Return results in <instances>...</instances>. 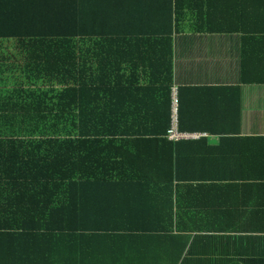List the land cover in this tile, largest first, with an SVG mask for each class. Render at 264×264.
Instances as JSON below:
<instances>
[{
	"label": "crops",
	"instance_id": "obj_1",
	"mask_svg": "<svg viewBox=\"0 0 264 264\" xmlns=\"http://www.w3.org/2000/svg\"><path fill=\"white\" fill-rule=\"evenodd\" d=\"M101 5L103 27L136 34L104 41L100 57H112L122 66L129 64L140 77L170 67L171 100L177 87H182L181 100L196 111H210L209 124L223 129L212 133L194 130L198 135L181 138L177 149L171 144L154 143L157 137L169 141L167 135H136L131 139L135 143L133 152L140 155L136 162L147 169L151 181H140L132 174L129 181H55L25 187L40 189L38 194L50 199L52 206L65 203L67 211L62 219L67 215L71 220L67 223L86 227L21 235L39 240L20 242L44 247L38 248L42 253L35 264H168L153 252L155 247H165L145 239L179 233L182 223L207 222L211 231L219 222L241 223L249 228L243 234L264 233V0H101ZM158 29L166 30V34H153ZM70 44L77 51L91 43L76 39ZM0 46L3 58L12 42L0 39ZM37 53L43 55V50ZM8 71L4 64L1 74ZM33 88L41 93L54 89L42 85ZM115 92L128 93L123 89ZM201 117L199 120H208L205 114ZM21 137L38 141L54 136ZM85 137L89 136H71L74 141H85ZM94 146L73 145L81 152ZM174 157L181 161L179 166L184 171L212 179L155 181L156 169L161 167L163 174L168 173ZM190 159L194 166L182 161ZM220 174L227 178L213 181ZM87 226L107 230H87ZM89 238H96L91 241L97 244L93 250L87 246ZM83 246L87 253L95 252L99 257L86 258ZM197 247H203L202 243ZM214 247L236 250L220 243ZM7 249L12 252L20 247ZM243 249L259 250L245 245Z\"/></svg>",
	"mask_w": 264,
	"mask_h": 264
},
{
	"label": "trees",
	"instance_id": "obj_2",
	"mask_svg": "<svg viewBox=\"0 0 264 264\" xmlns=\"http://www.w3.org/2000/svg\"><path fill=\"white\" fill-rule=\"evenodd\" d=\"M101 6V0H0V39L12 42L3 58L0 52V235H5L0 237V264H35L42 253L38 248L44 247L36 242L29 245L20 242L39 240L21 236L31 235L27 231L86 228L79 223H67L71 222L67 215L62 219L67 211L63 207L65 203L52 206L50 199L38 194L40 189L25 190V187L55 181L125 180L132 174L140 181H151L147 169L136 162L140 155L133 152L135 143L131 139L136 135H167L172 120L170 67L140 77L129 64L122 66L112 57H100L104 41L136 34L103 27L105 17ZM153 34L161 37L166 30L158 29ZM76 39L91 44H85L77 52L70 44ZM41 49L43 55L49 56L39 55L37 51ZM2 62L9 69L3 74ZM39 85L54 89L35 92L33 87ZM118 89L128 93L115 92ZM182 90L180 86L176 89L179 131L212 133L223 129L209 124L210 111L189 108L181 100ZM204 114L208 120H199ZM22 135L55 138L25 141ZM72 135L89 137L74 141ZM153 139H156L154 143L171 144L177 149L181 138ZM74 144H93L95 148L81 152ZM182 161L185 165H195L193 159ZM179 164L181 161L174 157L169 172L163 174L161 167L157 168L159 173L155 171L154 180L212 179L199 172L184 171ZM226 178L227 175L220 174L213 181ZM206 224L211 226L207 222L182 223L179 233L145 240L165 247L164 250L155 247L153 252L159 260H168V264H264V233L243 234L249 228L241 223L219 222L214 226L215 231ZM87 230L107 229L87 226ZM190 232L193 235H188ZM95 239L89 238L87 242L92 250L97 247L91 242ZM197 243L203 247H197ZM219 243L236 250H218L214 246ZM244 245L259 250H245ZM7 247L20 249L10 252ZM82 248L86 258L99 257Z\"/></svg>",
	"mask_w": 264,
	"mask_h": 264
},
{
	"label": "built area",
	"instance_id": "obj_3",
	"mask_svg": "<svg viewBox=\"0 0 264 264\" xmlns=\"http://www.w3.org/2000/svg\"><path fill=\"white\" fill-rule=\"evenodd\" d=\"M172 120L169 129L167 130V136L170 139H180L186 137H193L198 135V132H183L177 129V113H176V95L172 99Z\"/></svg>",
	"mask_w": 264,
	"mask_h": 264
}]
</instances>
